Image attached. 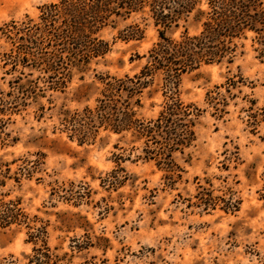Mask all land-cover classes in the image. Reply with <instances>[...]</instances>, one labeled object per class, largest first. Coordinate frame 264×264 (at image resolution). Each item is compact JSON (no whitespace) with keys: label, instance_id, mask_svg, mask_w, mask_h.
<instances>
[{"label":"rangeland","instance_id":"374dc122","mask_svg":"<svg viewBox=\"0 0 264 264\" xmlns=\"http://www.w3.org/2000/svg\"><path fill=\"white\" fill-rule=\"evenodd\" d=\"M57 2L0 0V264H30V234L42 232L54 264H264V43L250 34L232 64L180 78L182 101L201 116L196 141L169 172L124 135L98 128L79 144L67 124L97 106L103 80L133 77L147 64L159 40L148 17L103 30L109 54L74 70L63 90L37 71L9 74L12 46L1 29L38 21ZM136 27L141 38L125 40ZM184 27L199 33L190 22L168 36L178 39ZM16 82L42 97L15 99ZM158 85L143 92V120L161 110Z\"/></svg>","mask_w":264,"mask_h":264},{"label":"trees","instance_id":"16d2710c","mask_svg":"<svg viewBox=\"0 0 264 264\" xmlns=\"http://www.w3.org/2000/svg\"><path fill=\"white\" fill-rule=\"evenodd\" d=\"M40 12L38 21L27 16L26 21L11 22L1 29L12 46L6 62L11 65L9 74L23 76L29 70L47 75L54 80L51 89L55 91L67 87L74 70L85 72L109 54L110 44L101 32L116 20L138 15L152 20L159 40L139 74L103 80L97 106L82 114L75 112L66 123L79 144L91 141L98 128L124 135L132 145L142 146L144 160L169 172L178 168L174 156L184 154L196 141L201 116L198 107L182 101L180 78L203 66L232 64L240 42L250 34L264 43V0H58ZM190 22L199 28L198 34L190 35L184 27L178 39L168 36ZM136 31L125 40L141 38L140 29ZM155 81L163 98L161 110L157 117L143 120L136 109L142 108L143 92ZM16 83L21 92L17 97L10 93V97H42L36 89L29 91L26 83ZM41 234H30L35 245L30 264H54L57 256L46 244L45 233ZM39 242L42 245L37 246Z\"/></svg>","mask_w":264,"mask_h":264}]
</instances>
